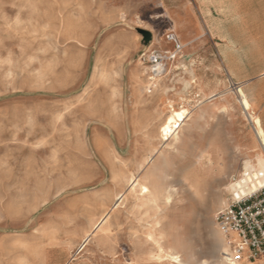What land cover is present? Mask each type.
Here are the masks:
<instances>
[{
	"label": "rangeland",
	"instance_id": "obj_1",
	"mask_svg": "<svg viewBox=\"0 0 264 264\" xmlns=\"http://www.w3.org/2000/svg\"><path fill=\"white\" fill-rule=\"evenodd\" d=\"M210 4L0 0V264H224L214 215L264 132L219 68ZM167 32L181 51L156 75Z\"/></svg>",
	"mask_w": 264,
	"mask_h": 264
},
{
	"label": "crops",
	"instance_id": "obj_2",
	"mask_svg": "<svg viewBox=\"0 0 264 264\" xmlns=\"http://www.w3.org/2000/svg\"><path fill=\"white\" fill-rule=\"evenodd\" d=\"M205 10V31L225 81L228 87L235 84L241 89L251 118L258 119L264 132V0H218ZM243 151L244 155L258 154L253 143L244 145Z\"/></svg>",
	"mask_w": 264,
	"mask_h": 264
},
{
	"label": "built area",
	"instance_id": "obj_3",
	"mask_svg": "<svg viewBox=\"0 0 264 264\" xmlns=\"http://www.w3.org/2000/svg\"><path fill=\"white\" fill-rule=\"evenodd\" d=\"M164 39L173 46L167 55L156 50L146 55L156 75L163 70V59H173L181 51L174 33L167 32ZM263 177L264 172L257 167H245L239 176L232 177L228 197L214 215L224 264H264V184H259Z\"/></svg>",
	"mask_w": 264,
	"mask_h": 264
},
{
	"label": "bare ground",
	"instance_id": "obj_4",
	"mask_svg": "<svg viewBox=\"0 0 264 264\" xmlns=\"http://www.w3.org/2000/svg\"><path fill=\"white\" fill-rule=\"evenodd\" d=\"M154 35V34H153ZM154 36H153V38H152V41L151 42H153L154 41ZM150 42V43H151ZM155 68V67H154ZM189 73H191V72H189ZM154 77V76H153ZM154 79V78H153ZM248 81H250V80H248ZM245 83V82H244ZM149 84V83H148ZM232 85V84H231ZM235 88V87H234ZM221 93V92H220ZM235 93H236V95L238 96V98L240 99V102L242 103V105L243 104H246L245 102H244V100H243V98H242V96H241V94H240V89H237L236 91H235ZM234 94V93H233ZM217 95V94H216ZM218 96V95H217ZM204 97V96H203ZM214 98V97H213ZM243 107V106H242ZM247 110V109H246ZM171 114H172V117L174 118V121L167 127V129H166V131H165V139H167V138H169V137H171V136H176L177 135V129L180 127V124H182V123H184L185 122V120H186V118L188 117V110L187 109H185V108H183V107H181V108H177V109H172V111H171ZM254 120V119H253ZM257 120H255V122H256ZM256 124V123H255ZM257 126V125H256ZM258 128V127H257ZM261 130V129H260ZM261 132V131H260ZM260 132H258V133H260ZM259 135V134H258ZM262 135V134H261ZM260 141V140H259ZM261 141H263V140H261ZM264 146V145H263ZM262 146V147H263ZM254 160L256 161V166H258L257 168H259L261 171H263L264 172V157H263V155H258V156H255V158H254ZM245 166L244 167H252V165H250L251 163H250V161H246L245 163ZM163 174V173H162ZM133 177V176H132ZM130 179V178H129ZM136 183V182H135ZM134 183V184H135ZM133 184V185H134ZM259 184L260 185H262V184H264V177L259 181ZM159 185V184H158ZM160 186H161V184H160ZM168 186V185H167ZM227 187V186H226ZM149 188L146 186V185H142L141 186V192L142 193H145L146 195H147V197H149V190H148ZM161 190V189H160ZM165 190V189H164ZM164 190H162V191H164ZM168 192V191H167ZM170 193V192H169ZM138 194V193H137ZM218 194V193H217ZM161 195H162V193H161ZM170 196L171 195H169V196H166L167 197V200L170 198ZM158 198V197H157ZM165 202H167V201H165ZM219 203V202H218ZM111 210V209H110ZM106 216V215H105ZM101 219V218H100ZM209 223H210V221H209ZM98 224V223H97ZM210 229V228H209ZM210 235H211V237H212V240H214V241H217V239H218V236L220 237V233L218 232V230L217 229H214L213 231L211 230L210 231ZM220 243H218V245H219ZM82 245H84V243L82 244ZM169 250H171V252L170 253H167L166 254V258H164L163 257V255H157V259L159 260V261H164V260H168V261H170L172 264H189L190 262H187V261H185V260H183V259H181L180 258V256L178 255V253L176 252V248H169ZM213 250V252L216 250V245H215V247L212 249ZM224 250V249H223ZM217 251V250H216ZM213 252H211V253H213ZM221 254V253H220ZM216 259V258H215ZM205 262V260H203L202 262H201V264H203Z\"/></svg>",
	"mask_w": 264,
	"mask_h": 264
},
{
	"label": "water",
	"instance_id": "obj_5",
	"mask_svg": "<svg viewBox=\"0 0 264 264\" xmlns=\"http://www.w3.org/2000/svg\"><path fill=\"white\" fill-rule=\"evenodd\" d=\"M140 33L143 37L142 44L144 48H147L152 40V34L147 30H140ZM139 55H143V52H140Z\"/></svg>",
	"mask_w": 264,
	"mask_h": 264
}]
</instances>
